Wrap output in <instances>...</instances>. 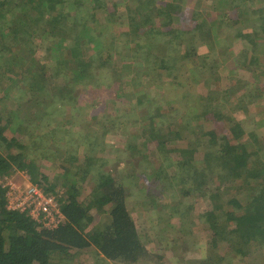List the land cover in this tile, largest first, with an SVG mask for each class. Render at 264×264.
Segmentation results:
<instances>
[{
  "label": "trees",
  "instance_id": "trees-1",
  "mask_svg": "<svg viewBox=\"0 0 264 264\" xmlns=\"http://www.w3.org/2000/svg\"><path fill=\"white\" fill-rule=\"evenodd\" d=\"M133 1L136 4L129 22L130 27L128 26L126 31L119 34L118 31L112 29L113 26L109 31L111 22L120 18L117 12L122 9L123 2H117V0H91V4H88V0H78L75 6L76 15L61 11L65 8L62 7L64 2L67 4L66 0H0V81L3 83L5 79H9L13 82L5 93L7 98L18 97L16 94L13 95V91L18 89L19 96L22 94L21 98L26 97L23 101L49 106L46 103L50 100L47 95L49 91H67L66 88L63 87V89L57 85L49 86L46 77L37 73L41 68L47 69L46 65L39 64L37 59L38 51L36 49L40 40L48 45L46 47L47 54L56 56L58 70L62 68V62L66 63L70 59L74 63L72 67L74 69H70L69 84L71 81H80V76L84 77L88 73L87 69L94 68L99 62L100 69L111 67L110 65L116 68V70L106 72L109 79L104 80L105 83L111 81L109 85H112L111 88L115 90V93L120 85V80L125 76L124 72L143 70L145 73H149L146 71L148 69L142 68L143 65L138 61L136 64H112L110 48L117 49L119 44L129 52L124 58H129V56L136 59L145 58V65L149 67L152 74L162 76L163 70L170 73L172 68L175 69L178 65L176 58L170 53L173 50L176 52L177 43L175 46L170 45L169 39H162L163 51H166V54L159 56L154 50L158 38L154 37L161 31L153 34L154 42L146 39L148 43L140 42V36L144 34H139V31L146 24V26H150L149 22H151L150 28L158 30L160 27L154 24L160 13L166 15L170 20L176 19V22L182 24V20L185 19L183 16L185 9H180L181 3H174L177 10L174 8L169 15L165 12L164 7L151 2L149 4L148 0ZM214 4H222L218 12L214 7L217 12L215 19L208 20L209 17L202 15L199 11H194L192 18L188 16V25L193 20L192 24L195 25L191 32L196 31L195 33L203 36L206 23L214 27L224 26L222 21H226L228 24L225 27L232 33V35H228L230 38L248 41L239 54L242 61H238V64L242 67L245 66L252 74L254 80L252 83L255 89L249 91L253 92L257 99L264 98V81L262 80L264 65H261L258 55L255 57L254 54L250 55L248 52L250 49L256 52L259 48L257 46L264 43V0H214ZM125 7L128 6L125 5ZM182 7L185 8V6ZM85 8L86 13L82 14L81 11ZM99 9L101 11L108 9L106 15H111L112 19L110 20V16H107V24L101 22L100 26L93 27L89 22H96ZM233 14L235 18H232ZM163 22V20L160 21V24ZM249 28L251 31H244ZM129 29L136 32L131 33ZM179 29L181 28H173V30ZM178 33L182 36L181 31ZM194 35L192 34L193 38ZM67 36L72 38L67 45L71 54L68 59L66 56L63 57L62 51L58 49ZM55 37L59 39L55 40ZM195 37L197 36L195 35ZM84 39L86 41L82 43ZM123 39H126V42H123ZM173 41L175 43V40ZM220 41L221 38L211 39L208 41V45L213 48ZM85 44H90V47L95 51L92 55L84 54L83 45ZM133 49L138 50L139 53ZM139 49H142L143 52ZM25 62L29 64L26 65ZM18 67L21 68L20 73L22 74L17 73L16 68ZM159 70H162L161 73H158ZM224 70L235 72L236 69L226 66ZM213 78L218 79L217 71L214 72L212 78L205 76L204 81L209 84V80H213ZM91 84L92 81H86L83 85L87 87L92 86ZM73 85L70 84L69 87L72 88ZM2 86L0 84V89ZM157 86L161 85L157 83ZM232 88L229 87L224 91L221 101L214 98V92L221 97L220 92L214 89L210 91L211 93L209 92V95L199 96L198 106L193 107V116L198 119V122L193 126V120L190 121L191 117H188L189 113H186L184 117L187 122L182 123L183 120L180 122L178 119L180 116L176 114L182 113L178 111L179 107L175 108L176 113H174L172 102H168L172 109L170 113L162 111L163 108L159 102L154 101L153 103L152 97L148 93L142 95L137 104L141 105L149 115L146 124L148 128L143 131V135L148 140L144 143L146 145L149 141L155 142L156 150L163 160L159 168L156 169L152 166L150 170H144L142 177L146 179L153 177L159 181L160 194L169 198L175 193H172V189L176 191L178 188L179 176L182 177L185 173L190 177L199 175L194 188L200 193L215 194L211 195L215 198L210 199L209 207L201 212L203 220L209 222L217 235L224 234L227 230V234L230 235L228 238L230 245L238 252L244 253L252 246L253 248L264 247V158H260L259 155L261 143H251L248 141L250 139L244 137L243 123L236 118L234 111L248 110L246 104L253 102L254 96L250 92L242 94L239 99H247V103L231 108L225 101L234 94L235 90ZM42 96L46 97L41 100ZM74 99V96L70 97L66 93L61 103L59 100L55 101V106L49 110L50 114L56 112L58 114L60 108L73 102ZM183 112L186 111L183 110ZM51 116L47 115L48 118ZM3 120L4 122L1 123ZM136 123V119L132 121L134 126H137ZM25 124L15 115L12 116V119L0 117V147L5 149L4 154L0 153V179L3 176H12L13 172L24 168H28L31 176L36 177L35 165L27 158L26 144L22 143L23 139L14 136L24 131ZM105 126L108 124L102 125V129H99L97 133L105 130ZM187 126L190 131L186 134L184 129ZM97 136L95 135L96 139ZM180 140H185L186 143L182 147L178 143ZM69 142L71 141L69 140ZM12 147H19V153L12 154L10 152ZM201 147H203L204 154L202 163L198 164L196 153L201 150ZM144 148L146 149L141 150L138 145L131 142L129 145V150L134 153L133 156L142 160L149 157L147 147L144 146ZM70 149L71 147L66 151L71 153ZM90 152L83 162L85 165H77L65 170L61 183L65 187V191L58 196L64 220L57 227L51 229L43 227L28 213L8 209L6 189L0 184V264H71L75 257L81 253L84 254V251L90 248L93 249L88 253L92 254L96 260L101 261L110 260L133 264L145 256L146 245L127 204L128 192L126 188L128 184L124 180L122 181V177L118 183L111 171L91 170L95 156L92 148ZM164 162H168V164L164 165ZM81 169L86 173L93 171V175L96 176V184L88 195L84 194V190L79 185V182L84 180L88 174L81 175V179H76L72 174V172L78 173ZM129 176L137 183V180L141 179V176L139 177L136 173H131ZM55 185L52 183L46 189L55 191ZM143 188L144 186L141 187V190ZM225 194L228 196V199H225L226 205H228L226 209L223 204L222 207L215 204L218 196ZM242 194L244 197H241ZM93 210H96L101 218L96 223ZM219 220L224 223H219ZM57 259L58 261L54 263ZM192 264L208 263L195 262Z\"/></svg>",
  "mask_w": 264,
  "mask_h": 264
},
{
  "label": "rangeland",
  "instance_id": "rangeland-1",
  "mask_svg": "<svg viewBox=\"0 0 264 264\" xmlns=\"http://www.w3.org/2000/svg\"><path fill=\"white\" fill-rule=\"evenodd\" d=\"M66 1L67 4L64 2L62 7L66 8L69 6L71 8L67 7L61 11L76 15L75 6L78 0ZM117 2H123L122 9L117 12L120 18L111 22L109 31H111L113 26L112 29L121 34V32L128 29L136 3L133 0H117ZM150 2L164 7L165 12L169 15L170 11L174 10L175 4L181 3L180 9H185V14L183 15L185 19L182 20V24L176 22V19L170 20L166 15L160 13L154 24L160 27L158 30L150 28L151 22H149L150 24L148 25L150 26H146V24L139 31V34H144L140 36L141 43H148L146 39L153 41V34L161 31L160 34H155L154 37L158 38L157 46L154 50L159 56L166 54V51H163L162 39H169L171 41L169 42L170 45L175 46L177 43L176 52L173 50L170 53L176 58L178 65L175 69L172 68L173 70L170 73H166V70H163L162 76L155 73L152 74L149 67L145 65V58L136 59L130 56L129 58H124L129 52L119 44L117 49L110 48L112 64H136V61H138L139 64L143 65L141 66L142 68L148 69L146 71L149 73H145L143 70L124 72L125 76L120 80L119 89L117 88L115 93V90L111 88L112 85H109L111 81L105 83L104 80L109 79L106 72L113 69L116 70V68L110 65L111 67L100 69L99 62L94 68L87 69L88 73L84 77L80 76V81H71L70 84L74 85L70 88L69 75H71L70 69L74 66V63L70 59L66 63L62 62V68L58 70L56 68L58 65L56 56L47 54L46 47L48 45L40 40L36 49L38 51L37 59L40 61L38 63L41 65L45 64L47 69L41 68L37 73L46 77L49 86L57 85L61 88H66L67 91H49L50 94L48 92L47 95L50 100L46 103L50 107L47 105L40 106L23 101L26 97L21 98L22 94L19 96L18 89L13 91V95L16 94L18 97L7 98L5 93L13 82L9 79H5L3 83L0 81V84L3 85L2 89H0V117L4 119H9L10 117L12 119V116L15 115L26 123L24 131L14 136L21 138V140L23 139L22 143L26 144L28 150L27 158L34 163L37 172L36 177H32L28 172V168H24L13 172L14 174L9 177L25 183L22 175L27 172L32 181L41 183L45 189L50 187L52 183L56 184L55 191L46 190L60 196L65 191V187L61 184L65 170L73 166L85 165L83 162L86 160V156L90 155V149L92 148L95 158L92 162L93 167H91V170L111 171L118 183L122 177V181L124 180L128 184L126 188L128 192L127 204L147 248L145 256L133 264H192L195 262H206L208 264H264V247L253 248L252 246L244 253L238 252L230 245L228 240L230 235L227 234V230L224 234L217 235L209 222L203 220L201 212L209 207L210 199L215 198L211 197V195L215 194L211 192L200 193L194 188L199 175L190 177V175L185 173L184 176H179L177 186L179 189L176 188V191L172 189V193H175L169 198L160 194L159 191L161 189H158L159 181H156L153 177H147V179L142 177L144 170H150L152 166L157 169L163 163L160 153L156 150L155 142L149 141L146 145L144 143V141L148 140L143 135V131L148 128L146 124L148 123L149 115L137 103L138 99L142 95H146V93L152 97L153 103L156 101L162 105V111L172 112L168 102L174 104V113H176L175 108L179 107L178 111L182 114L176 115L180 116L178 119L180 122L183 120L182 123L187 122L184 117L186 113H189L188 117H191L190 121L193 120V126L197 125L198 122V119L193 116V107L198 106L199 96L209 95V92L214 89L221 94L220 97L218 93L214 92V98L216 97V100L221 101L224 91L229 87H233L232 89L235 92L225 103L227 106L231 108L234 106L235 108L240 104L247 103V99L240 100L239 96L250 92L254 98L253 102L246 104L248 110L234 111L236 118L243 123L244 137L250 139L248 141L251 143H261L259 155L260 158H264V98L257 99L255 94L249 91L255 89L252 83L254 81L252 74L245 66L242 67V65L239 66L238 64V61H242L239 58V54L243 51L242 49L247 45L248 41L230 38L228 35H232V33L226 29L225 26L228 24L226 21H222L224 26L217 25L214 27L206 23L203 36L193 31L197 37L191 32V29L195 26L192 24L194 20L188 25V16L192 18L194 11H199L202 15L209 17L208 20L215 19L222 4H214V0H148L149 4ZM91 3V0H88V4ZM170 4L173 6H169ZM125 5L128 7H125ZM182 6H185V8ZM90 7L92 8V6ZM82 10V14L86 13V8ZM98 12L96 22H89L93 27L95 25L100 26L102 23L107 24V16H110V20L112 19L111 15H106L108 9L103 11L99 9ZM233 17L235 18L234 14L232 15ZM162 20L164 22L160 24ZM168 23H170L169 26H167ZM173 28L181 29L173 30ZM178 31L182 32V36L179 35ZM244 31H251V28ZM130 32L134 33L136 31L130 30ZM57 35L59 34L57 33ZM216 38H221V41L211 48L208 45V41ZM58 39V37H55V40ZM71 40L72 38L67 36L63 39L61 46L58 47L62 51V56H66L67 59L71 56L70 49L67 46ZM103 40H105L104 37ZM173 40H175V43ZM84 41L86 39L82 40V43ZM122 41L126 42V39ZM90 46V44L83 45V52L86 56H90L95 52ZM257 47L259 48H256V52H253L254 50L252 49L248 50V52H250V55L254 54L255 57L258 55L263 66L264 43L262 42L261 46ZM140 51L143 52L142 49ZM136 53H139V51L136 50ZM28 64L26 63V65ZM226 66L230 69H236L235 72L232 70L226 72L224 70ZM16 70L17 73H20L21 68L18 67ZM24 71H26L25 68ZM159 71L158 73H161L162 70ZM215 71L218 73V79L213 78L207 84L204 81V77H214ZM72 72L74 71L72 70ZM17 73L16 77L18 76ZM13 75L12 73L14 78ZM262 80L264 81V70L262 72ZM86 81H92V86L85 87L83 84ZM249 81L251 82L249 83ZM157 83L161 86H157ZM66 93L70 97H75L73 102L67 103L63 108H60L58 114H56L57 112L50 114L51 111L49 110L55 106V101L59 100L61 103ZM44 97L46 96H42L40 99L43 100ZM183 110L186 112H183ZM151 111L153 110L151 109ZM47 115L52 116L48 118ZM135 119L137 126L132 124ZM3 122L4 120L1 123ZM104 124H108V126H105L106 129L97 133ZM189 131L190 129L187 126L184 132L187 134ZM95 135H98L97 139ZM130 142L138 145L141 150H145L144 146H146L148 149L147 153L151 158L148 157L146 160H142L139 157H134V153L129 150ZM178 143H180V147L186 144L185 140H180ZM70 147L71 153L66 151ZM18 148L12 147L10 152L17 154L19 153ZM202 148L196 153L198 164L202 163L204 154ZM0 153L4 154L5 149L0 147ZM174 154L176 155L177 153ZM168 162H164V165L168 164ZM85 173L82 169L78 173L72 172L76 179H81V175ZM93 173V171L87 172V177L79 182L86 195L90 193L96 184V176ZM131 173L141 176V179L137 180L138 183L129 176ZM182 182L183 184H181ZM238 182L240 183L241 181L239 180ZM123 184L125 185V183ZM142 186L144 188L141 190ZM241 197H244V195L242 194ZM225 199H228L227 194L219 195L218 199L215 200V204L217 206L220 205V207L223 204L226 209L228 205H226ZM93 213L95 214L96 223L101 218L96 210H93ZM218 222L222 224L223 221L219 220ZM92 249H86L84 254L81 253L78 257H75L71 264H130L110 260H96L92 254L88 253ZM57 261L58 259L54 263Z\"/></svg>",
  "mask_w": 264,
  "mask_h": 264
},
{
  "label": "built area",
  "instance_id": "built-area-1",
  "mask_svg": "<svg viewBox=\"0 0 264 264\" xmlns=\"http://www.w3.org/2000/svg\"><path fill=\"white\" fill-rule=\"evenodd\" d=\"M22 177L25 183L9 176L0 179V184L6 189L8 209L26 212L43 227L50 229L61 224L64 214L57 194L48 192L41 183L32 181L27 172Z\"/></svg>",
  "mask_w": 264,
  "mask_h": 264
}]
</instances>
